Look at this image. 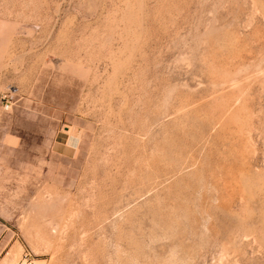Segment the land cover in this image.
<instances>
[{
    "label": "rangeland",
    "instance_id": "374dc122",
    "mask_svg": "<svg viewBox=\"0 0 264 264\" xmlns=\"http://www.w3.org/2000/svg\"><path fill=\"white\" fill-rule=\"evenodd\" d=\"M24 251L264 264V0H0V264Z\"/></svg>",
    "mask_w": 264,
    "mask_h": 264
},
{
    "label": "built area",
    "instance_id": "2783aa9c",
    "mask_svg": "<svg viewBox=\"0 0 264 264\" xmlns=\"http://www.w3.org/2000/svg\"><path fill=\"white\" fill-rule=\"evenodd\" d=\"M9 107V105H6ZM17 264H36L35 259L33 258L31 252L24 251L22 259L18 261Z\"/></svg>",
    "mask_w": 264,
    "mask_h": 264
},
{
    "label": "bare ground",
    "instance_id": "6f19581e",
    "mask_svg": "<svg viewBox=\"0 0 264 264\" xmlns=\"http://www.w3.org/2000/svg\"><path fill=\"white\" fill-rule=\"evenodd\" d=\"M40 261V260H39Z\"/></svg>",
    "mask_w": 264,
    "mask_h": 264
}]
</instances>
